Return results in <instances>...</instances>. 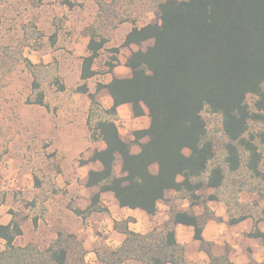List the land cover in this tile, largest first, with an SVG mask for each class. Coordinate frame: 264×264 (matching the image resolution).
<instances>
[{"label": "trees", "instance_id": "obj_1", "mask_svg": "<svg viewBox=\"0 0 264 264\" xmlns=\"http://www.w3.org/2000/svg\"><path fill=\"white\" fill-rule=\"evenodd\" d=\"M70 11L82 4L79 0H53ZM100 14V19L116 26L130 22L132 29L121 45L132 51L124 63L130 71L128 78L112 76L106 85L98 84L95 93H89L86 82L97 74L93 66L106 39L97 35L94 28H88L87 55L81 60L79 78L83 82L76 93L89 99L86 127L89 141L101 142L104 148L94 150L91 157L80 162L99 163V171L87 173L86 188L96 187L98 193L83 212L75 215L106 212L98 206L100 195L112 194L119 208L138 210L148 217L158 212V204L167 192H174L188 204L187 210L172 207L167 221L160 230L139 234L128 229L133 218L115 222L113 230L124 236L116 249L103 247L96 252L100 264H182L184 248L176 240V227L192 229L193 239L199 244L208 264H231L228 257H215L212 244L203 237L209 222L234 226L252 219V228L245 234L251 240L264 244V233L258 228L264 224V209L257 219L248 211L233 213L228 201L219 197L225 187L228 174H234L242 166L252 180L264 190V171L261 170L264 147V130L258 134L259 142L248 135L249 124L256 123L264 128V0H151L159 13L158 24H147L137 28L134 21L120 18L105 7V0H87ZM42 0L37 1L41 6ZM112 13V14H111ZM152 42L145 50L144 43ZM54 43V41H53ZM113 55L119 48L111 50ZM118 60L105 64L107 74L112 75ZM106 90L112 106L104 109L96 95ZM32 90L37 92L35 100L26 104L48 109L39 85L34 81ZM64 91V87H59ZM252 97L251 104L248 98ZM129 105L133 118L147 113L149 125L146 129L132 133L133 142L139 153L131 152V145L125 143L116 125L117 109ZM220 118L221 134L224 138V160L216 157V148L208 137L207 124L202 113ZM146 139V142L141 141ZM189 152L188 155L184 151ZM242 155H245L243 165ZM116 157L121 161L123 177L114 171ZM157 167L155 174L150 168ZM179 178L181 179L179 181ZM35 189L41 184L35 179ZM262 189L252 187L249 192L264 197ZM213 190L205 199L199 194ZM240 187L234 194L244 191ZM57 194V190L53 191ZM210 202H223L227 220L217 216L208 206ZM35 207L36 201L27 203ZM234 206L243 210L237 199ZM203 212L197 215L194 208ZM11 213L7 225H0V240L5 249L0 251V264H17L21 261L14 245L22 236V223ZM36 223V221H35ZM80 251V253L78 252ZM87 254L82 244L76 243L72 235L58 233L53 244L39 254L36 264H84ZM248 264H260L250 259ZM264 264V263H261Z\"/></svg>", "mask_w": 264, "mask_h": 264}, {"label": "rangeland", "instance_id": "obj_2", "mask_svg": "<svg viewBox=\"0 0 264 264\" xmlns=\"http://www.w3.org/2000/svg\"><path fill=\"white\" fill-rule=\"evenodd\" d=\"M37 1L0 0V224H8L11 213H16L17 219L25 218L22 236L14 242L16 247L24 249V252H19L21 261H17L18 256L15 260L17 264H36L39 254L55 242L58 233L72 235L76 243L82 244L90 254L85 255L84 264H100L96 258L97 251L103 247L117 248L113 243L117 235L107 231L112 224L101 225L104 219L96 214L91 221L85 213L74 214L75 210L84 211L98 192V188L85 187L79 163L85 162L94 150L102 147L101 142L89 141L86 127L89 99L76 93L77 87L83 84L79 78L81 60L87 55L88 38L84 33L92 27L107 41L93 66L97 75L86 82L90 93H95L98 84L110 80L111 74L106 73L105 64L112 62V56L118 60L112 76H129L124 63L130 53L139 48L121 47L132 29L130 22L115 27L100 19L96 7L87 0H79L82 5L74 11L53 0H42L41 6L36 5ZM105 1L107 9H112L120 18L134 21L137 28L159 23V13L151 0ZM151 44L144 43L140 49L145 50ZM115 48H119V53L113 55L111 50ZM34 81L39 85L48 109L26 104L28 100L33 102L37 95L32 90ZM60 86L64 91L59 90ZM105 94L106 91H100L96 95L104 108L108 100ZM252 101L253 98L249 97L248 103ZM202 117L207 124L208 137L215 144V159L221 163L224 160V138L220 131V118L207 111L202 113ZM116 122L123 141L131 145L132 151L137 150L138 147L132 144V133L146 129L147 118H125L123 110H120ZM263 130L261 125L250 123L248 135L254 136L258 143L257 135ZM259 151L262 154L261 170L264 171V147L259 146ZM184 154L189 152L185 150ZM245 158L242 155L243 165ZM119 160L117 157L114 171L117 177H123ZM151 172L154 173L153 167ZM35 179L40 182V189H35ZM240 187L245 190L235 197ZM252 187L262 189L242 166L238 172L227 175L225 187L218 194L229 202L233 213L248 211L257 219L264 209V197L249 192ZM54 190L57 194H53ZM199 194L205 199L214 191ZM235 199L244 205L243 210L234 206ZM33 200L36 201L35 207L26 205ZM172 207L187 210L188 204L174 192H167L158 204L157 214L154 217L137 216L130 225L131 230L139 234L159 231ZM225 207L223 202L209 205L222 218ZM194 212L201 215L203 210L196 207ZM89 221L92 228L87 233ZM260 225L264 231V225ZM251 228L252 219L237 226L209 222L203 237L212 244L215 257L226 255L231 264H248L250 259L261 264L264 263V244L245 237ZM187 230L176 231V240L184 248L182 264H208L209 260L193 239L192 230ZM4 249V242L0 240V251Z\"/></svg>", "mask_w": 264, "mask_h": 264}, {"label": "crops", "instance_id": "obj_3", "mask_svg": "<svg viewBox=\"0 0 264 264\" xmlns=\"http://www.w3.org/2000/svg\"><path fill=\"white\" fill-rule=\"evenodd\" d=\"M131 47H133V46H131ZM128 72H129V76H130V71L127 69V68H125ZM127 72V73H128ZM113 73H115V72H113ZM110 75V74H109ZM113 76H115V77H117V78H122V77H118V76H116L115 74H113ZM129 76H127V77H123V78H128ZM111 78H112V75H111ZM111 78H110V80L109 81H106L104 84H101V85H106V84H108L110 81H111ZM89 91V90H88ZM101 91H106V90H101ZM100 92V91H99ZM107 92V91H106ZM90 93V92H89ZM105 97L108 99L107 100V102H106V107L104 108V109H109L111 106H112V101H111V99H110V97H109V95H108V93L107 94H105ZM97 98V97H96ZM89 110V109H88ZM120 110L122 111L123 110V112H124V117L126 118L127 116H131L132 117V115H131V109H130V106L129 105H123V106H120L118 109H117V118L116 119H118V117H120ZM143 117H145V118H147V121H148V125H149V119H148V116H147V113H145V116H143ZM142 118V117H141ZM135 120L136 119H140V118H134ZM117 123V122H116ZM144 140V139H143ZM146 140V139H145ZM142 142V141H141ZM146 142V141H145ZM142 143H144V142H142ZM102 144V147H101V149H103L104 148V145H103V143H101ZM101 149H99V150H101ZM131 152L133 153V154H137V153H139V148L137 149V150H131ZM93 153V152H92ZM92 155V154H91ZM91 157V156H90ZM120 159V158H119ZM88 160V159H87ZM87 160H85V161H87ZM116 162H117V157H116V161H115V164H116ZM119 166H121V161L119 160ZM153 168H154V173L153 174H155L156 172H157V167L156 166H152ZM151 167V168H152ZM151 168H150V171H151ZM101 169V165L99 164V163H87L86 165H83V166H81V167H79V170H81V171H83V178L85 179V182H86V178H87V173L90 171V170H93V171H99ZM114 169H115V166H114ZM152 173V172H151ZM181 179L179 178V181H180ZM92 188H96V187H92ZM90 189V188H89ZM98 193V192H97ZM96 193V194H97ZM93 197V196H92ZM91 200V199H90ZM100 203L102 204V206H100ZM212 203H215V202H210V203H208V206L209 205H211ZM224 204V203H223ZM89 205H90V203H89ZM89 205H88V207H89ZM98 206H99V208H101V209H106L107 211L106 212H100V213H97V212H95V213H90V214H86L88 217H90L89 218V220L91 221V219L93 218V216L96 214V215H98V216H102V218L104 219V222H102V223H100L101 225H104V224H106V223H108V222H110L112 225L111 226H109V227H107V231H109L110 232V234H116L117 235V239L113 242L114 243V247H119L120 245H121V243H122V241L124 240V236L123 235H121V234H119V233H117V232H115L114 230H113V225H114V223L115 222H121V220H123V221H125V220H127L128 219V217L129 218H133L134 219V222H135V219H137L136 217L137 216H141V215H143L144 213H142L141 211H138V210H135V211H132V210H128V209H121V208H119V206H118V204H117V202H116V200L113 198V196H112V194H110V193H103V194H101L100 195V199H99V203H98ZM226 208V207H225ZM86 210V209H85ZM78 211V210H77ZM80 212H83V211H80ZM225 213H226V209L225 210H223V219L225 220ZM145 215V214H144ZM226 216H227V214H226ZM90 221H89V230L87 231V233L88 232H90V227L92 228V225H90ZM247 221V220H246ZM10 222V221H9ZM212 222V221H211ZM245 222V221H244ZM243 223V222H242ZM131 224H133V223H130L129 225H128V229L130 230V231H132L131 230V228H130V225ZM239 224H241V223H239ZM239 224H237V225H239ZM260 224H262V225H264L263 223H259V225H258V228L260 229V231H262L263 233H264V231L262 230V228H261V225ZM0 225H7V224H0ZM223 225H225V224H223ZM237 225H234V226H237ZM178 229H188L187 231H191L192 229L191 228H188V227H183V226H177L176 227V231L178 230ZM2 241V240H1ZM3 242V241H2ZM107 244H108V241H107ZM109 245V244H108ZM116 249V248H115ZM90 254H86V256H89ZM93 255V254H92Z\"/></svg>", "mask_w": 264, "mask_h": 264}]
</instances>
